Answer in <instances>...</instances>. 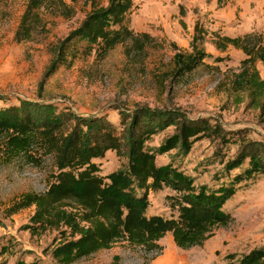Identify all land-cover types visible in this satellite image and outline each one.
<instances>
[{"label":"rangeland","instance_id":"1","mask_svg":"<svg viewBox=\"0 0 264 264\" xmlns=\"http://www.w3.org/2000/svg\"><path fill=\"white\" fill-rule=\"evenodd\" d=\"M28 1L0 0V109L19 106L21 101L50 103L84 117H105L114 125L119 120L116 108L131 112L143 107L167 115L168 125L155 128L144 146L155 155L158 167L174 171L189 196L230 186L247 168V153L264 151V117L248 106L245 97L235 99L231 91V80L245 55L231 46L221 50L218 39L264 36V0H226L222 7L216 0H132L129 27L136 36L145 35L136 43L141 48L128 41L103 58L78 57L48 78L42 92L38 85L51 58L49 46L79 25L90 0L88 4L63 0L74 9L71 16L43 10L44 28L39 27L29 40L17 41L15 33ZM94 1L106 4V0ZM193 38L208 57L191 73L176 78L170 74L172 58L177 52H191ZM255 65L264 78L263 66ZM176 117L179 122L169 124ZM202 124L212 132L194 140L184 153L182 127L200 131ZM240 161L239 167L226 172V166ZM95 163L102 177L127 168V159L114 152ZM53 171L50 158L41 166L18 159L6 163L0 153V249H6L0 264H57L51 251L60 241L59 234L35 237L24 229L32 208L4 218V210L23 194L43 193ZM177 196L169 188L149 193L145 216L176 217L167 197ZM221 210L232 220L226 227L214 228L200 247L179 249L167 234L158 242L160 250L148 252L119 241L73 264H110L114 257L119 264H228L230 256L236 263L264 250V175L236 183Z\"/></svg>","mask_w":264,"mask_h":264},{"label":"trees","instance_id":"2","mask_svg":"<svg viewBox=\"0 0 264 264\" xmlns=\"http://www.w3.org/2000/svg\"><path fill=\"white\" fill-rule=\"evenodd\" d=\"M70 1L74 4L77 0ZM224 1L216 0L217 6L222 7ZM132 8V0H106L105 5L90 0L89 11L79 25L49 46L51 58L38 90L42 92L48 78L78 57L103 58L118 45L128 41L135 45L145 35L136 36L129 27L128 14ZM45 9L68 16L74 13L63 0H29L15 40H29L39 27L44 28L42 12ZM218 39L221 50L231 46L245 55L231 80L235 99L245 97L248 106L264 117V78L255 65L259 62L264 68V36ZM197 42L193 38L191 52L174 54L170 70L174 77L191 73L208 57L195 45ZM135 46L141 48V43ZM116 110L119 114L117 125L102 116L84 117L50 103L21 101L19 106L0 109V153L5 162L18 159L41 166L50 158L54 168L45 191L23 194L4 210V218L32 208L33 214L24 229L35 237L52 231L59 234L60 241L51 251L57 264H73L108 250L119 241L148 252L160 250L158 242L167 234L179 249L200 247L214 228L226 227L232 220L221 206L234 192V185L264 175V151L251 150L247 153V168L234 177L230 186L221 187L217 192L202 189L196 195H184L186 187L176 181L174 171L158 167L155 155L144 146L155 128L168 125L167 115L143 107L131 112ZM178 118L171 119L169 124L179 122ZM198 128L201 130L185 131L182 127L180 149L184 153L189 152L194 140L212 132L208 124ZM108 152L125 157L127 168L102 177L95 161L103 159ZM241 162L226 166V172L239 167ZM163 188L178 194L176 199L167 197L171 201V211L177 216L168 219L146 217L149 193ZM4 252L5 247H1L0 255ZM228 258L231 260L228 264H264V250L242 257L236 263H233V256ZM119 261L114 257L110 264H119Z\"/></svg>","mask_w":264,"mask_h":264}]
</instances>
